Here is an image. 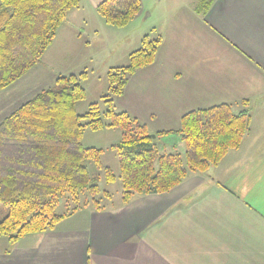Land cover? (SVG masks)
Masks as SVG:
<instances>
[{
	"label": "crops",
	"instance_id": "obj_1",
	"mask_svg": "<svg viewBox=\"0 0 264 264\" xmlns=\"http://www.w3.org/2000/svg\"><path fill=\"white\" fill-rule=\"evenodd\" d=\"M102 1L81 0L65 20L96 11ZM140 1L135 20L151 18ZM160 16L161 26L152 22L162 38L155 60L129 78L115 110L155 135L178 130L186 113L230 104L250 116L241 145L168 192L83 208L14 244L0 237V264H264V0H188ZM67 26L78 38L80 27ZM51 45L36 65L47 71L42 59ZM56 73L52 83L73 74ZM0 101V115L11 111L3 95ZM115 130L108 132L119 137ZM172 137L159 139L167 144Z\"/></svg>",
	"mask_w": 264,
	"mask_h": 264
},
{
	"label": "trees",
	"instance_id": "obj_2",
	"mask_svg": "<svg viewBox=\"0 0 264 264\" xmlns=\"http://www.w3.org/2000/svg\"><path fill=\"white\" fill-rule=\"evenodd\" d=\"M80 2L0 0V92L40 63L57 30ZM209 4L199 7L203 15ZM140 10V0H103L96 7L105 23L119 28ZM161 43L159 35L155 39L143 36L139 47L128 55L127 66L108 69L106 93L89 104L83 115L76 113V105L86 98L80 83L85 72L58 76L53 87L37 92L1 119L0 237L14 244L26 235L50 231L87 208L89 198L94 210L103 208L96 197L109 193L91 180L85 163L92 161L103 172L106 184L113 183L115 175L102 166V149L83 147L85 130H120V141L111 149L118 160L123 204L134 194L168 192L190 173L208 171L239 148L250 116L246 110L234 113L230 104L186 113L178 130L158 132L155 140L135 118L114 110V101L123 94L129 78L154 62ZM173 135L184 143V160L178 153H159L156 141ZM83 195L89 197L82 203ZM62 199L64 212L57 214Z\"/></svg>",
	"mask_w": 264,
	"mask_h": 264
},
{
	"label": "rangeland",
	"instance_id": "obj_3",
	"mask_svg": "<svg viewBox=\"0 0 264 264\" xmlns=\"http://www.w3.org/2000/svg\"><path fill=\"white\" fill-rule=\"evenodd\" d=\"M182 1L187 2L188 0H143L144 6L148 7V10L153 13L152 17L145 19L147 13H144L140 18H136L138 20L134 18L122 28L105 23L95 10L84 13L87 19L83 15L77 16L76 19L74 18L76 15H69L67 20L59 28L50 49L42 59V63L48 65V71L42 68L44 67L42 64V66H36L34 70L19 79L10 88L1 92L0 95H3L8 100L10 104L9 110L13 111L31 99L40 90L53 87L54 83H52L50 74L52 75L56 72H62L63 74L72 72L78 76L80 73L85 72L87 76L80 83L86 91V98L76 105V113L83 115L87 111L89 104L97 101L101 94H105L108 89L104 72L111 67L127 66L129 64L128 55L139 47L141 39L145 36L144 34H149V37L152 39H155L159 35L158 31L160 29H156L157 32L154 31L152 29V22L156 19L157 24L160 25V20H162L160 14L168 9L171 10L178 7ZM84 18L87 20V25L78 22ZM143 20L147 21L144 22ZM70 22L75 27H80L83 30L78 29L77 32L80 33L78 38H74L76 33L67 26ZM11 111L7 112L6 110L2 112L0 119L8 115ZM239 111L238 108H233L234 113ZM103 121L108 122L107 119ZM108 131L92 132L85 130L82 138L84 148L94 146L97 149H103L100 157L101 164L103 167L110 168L115 175V181L106 184L103 178V172L98 170L92 161L88 160L85 163L91 180L100 187L102 192L109 193L110 201L102 193L96 197L100 206L104 208L111 204L119 203L122 193L116 152L110 146V142L114 144L113 142L120 141L121 132L118 129L115 130L116 132L114 133H119V137H117ZM173 139L175 142L174 147H172L173 141L171 143L168 142ZM156 143L160 154L178 153L184 160L185 147L179 137H172L166 141L167 144L163 143L161 139H158ZM88 197L87 195H83L80 201L83 203L85 200H88ZM64 201L65 199H62L57 207V214L64 212ZM88 202V207L93 209L90 198Z\"/></svg>",
	"mask_w": 264,
	"mask_h": 264
},
{
	"label": "water",
	"instance_id": "obj_4",
	"mask_svg": "<svg viewBox=\"0 0 264 264\" xmlns=\"http://www.w3.org/2000/svg\"><path fill=\"white\" fill-rule=\"evenodd\" d=\"M148 137L152 140H155L156 139V136L154 134H149Z\"/></svg>",
	"mask_w": 264,
	"mask_h": 264
}]
</instances>
